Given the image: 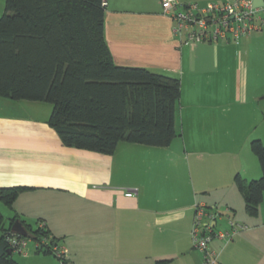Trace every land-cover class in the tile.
<instances>
[{"label":"crops","instance_id":"obj_1","mask_svg":"<svg viewBox=\"0 0 264 264\" xmlns=\"http://www.w3.org/2000/svg\"><path fill=\"white\" fill-rule=\"evenodd\" d=\"M104 1V37L114 63L177 78L175 125L178 111L190 132L244 130L234 140L239 149L218 140L209 149L193 133L189 144L176 135L166 147L122 141L110 155L66 147L47 123L51 106L0 96V189L21 188L13 217L42 224L67 264H202L191 240L199 203L213 214L205 219L213 233L230 231V221L246 226L229 239H211L219 264H264V194L250 216L235 182L236 175L247 183L261 173L238 158L250 127L237 122L242 110L231 107L256 105L264 93V5L258 7L261 30L238 43L189 45L174 36L160 0ZM216 1L222 0H178ZM221 153L231 164L193 172L199 157ZM129 190L135 192L126 196ZM24 257L22 263L62 264L52 254Z\"/></svg>","mask_w":264,"mask_h":264},{"label":"trees","instance_id":"obj_2","mask_svg":"<svg viewBox=\"0 0 264 264\" xmlns=\"http://www.w3.org/2000/svg\"><path fill=\"white\" fill-rule=\"evenodd\" d=\"M104 0H5L0 17V96L51 105L47 123L66 147L112 154L119 142L166 147L176 137L177 78L145 68L116 65L104 37ZM261 175L235 182L244 209L255 216L264 194V144L250 142ZM21 188L0 189L9 208ZM8 227L0 213V264ZM22 222L27 237H51ZM55 237L36 252L54 254ZM62 264H67L62 258Z\"/></svg>","mask_w":264,"mask_h":264},{"label":"built area","instance_id":"obj_3","mask_svg":"<svg viewBox=\"0 0 264 264\" xmlns=\"http://www.w3.org/2000/svg\"><path fill=\"white\" fill-rule=\"evenodd\" d=\"M104 5L106 2L104 1ZM162 11L172 19L173 34L181 43L194 45L200 42H232L238 43L243 37L262 28V21L258 16V7L253 0H222L208 3H180L178 0H160ZM129 190L126 196H131ZM213 214L199 203L193 205V221L191 240L196 249L202 252V264H219L216 254L209 249L208 244L214 236L230 238L238 230L246 226L230 221L231 230L224 233H213L206 218L211 219ZM38 228H44L42 224ZM27 237L20 236L12 231L6 240L12 251L27 255L24 250ZM48 244V240L44 238ZM44 240L36 243V247L44 248ZM57 258L63 257L58 246L53 247Z\"/></svg>","mask_w":264,"mask_h":264},{"label":"rangeland","instance_id":"obj_4","mask_svg":"<svg viewBox=\"0 0 264 264\" xmlns=\"http://www.w3.org/2000/svg\"><path fill=\"white\" fill-rule=\"evenodd\" d=\"M4 12H5V0H0V17L4 14ZM263 94H261L259 96V99L255 103L256 105H248L245 107H241L240 105H238V103L231 105V107L234 110H239V109L242 110L238 115L237 122H238V120H240L241 124H243L245 127H250L248 138L245 139L244 145L241 144V146H240V152L238 153V158L240 160H242L245 167L246 166L251 167L252 164L257 165L259 170H260V173H261V169H260V166H259V163H258L256 156L253 154V152L250 149V142L252 139H256V137L260 136V137H262L261 142L264 144V97L261 98V96ZM39 104L41 106H47V107L51 106L48 103H44V102H40ZM182 123L183 122L181 120V114H178V111H177L176 125H175L177 128V131H176L177 137L176 138L179 139L181 141V143L189 144L190 134L193 133L194 135H196L197 139L200 142L208 141L209 149H213V147H215L214 146L215 140L216 141L218 140V141H221L222 143H225V145L227 144L226 147H229V149L231 151H236L233 147L237 146V148H238L240 140H238L237 142H234V140L236 139V136L240 138V136L242 134H244V132H245L244 130H240L238 132L234 131V130L229 131L228 129L225 130V128L224 129L219 128V130H213V132L205 131V130H201V129L190 132L189 127L187 125H185V126L181 125ZM241 147H242V149H241ZM229 153L231 154L232 152H229ZM221 154L222 155L216 156V158H214L213 156L208 157V158L206 156L199 157L198 162H197L195 167H194V164L192 162L193 172L195 173V171L198 170V174H199V173L212 171L215 169L216 165H219L220 163L223 164L225 160H226L225 161L226 163L231 164V162L227 161V159L229 158V157H227V154H225V153H221ZM230 156H231L230 158L234 161L235 158H233L232 155H230ZM236 160H237V158H236ZM191 161H193L192 157H191ZM233 168H234V166H233ZM244 171H245V169H244ZM259 177L260 176H258V178ZM0 213L4 217V226H8L13 215H14L13 208H9L5 203L0 201ZM20 220L24 221L25 224L30 225L32 229L38 228L39 223L37 222L36 219H33V218L25 219V218L20 217ZM52 237H54V236L51 235V237L48 239L49 243H50ZM26 240H27V245L25 246L24 250L27 251V255L32 256L34 254V252H36V249H37L36 243H38L40 241H37V240H35L33 238H29V237H27ZM43 240H44V237L41 238V241H43ZM46 244H47V242L44 240V246ZM24 256L25 255H22L21 253H18L15 251H13L11 254V257L16 264H28L25 262L22 263V261L25 258ZM42 260L43 261H39V263H37V264H49V263H47V261L45 262L44 259H42ZM60 261L61 260L58 259L57 262L60 263Z\"/></svg>","mask_w":264,"mask_h":264},{"label":"water","instance_id":"obj_5","mask_svg":"<svg viewBox=\"0 0 264 264\" xmlns=\"http://www.w3.org/2000/svg\"><path fill=\"white\" fill-rule=\"evenodd\" d=\"M253 4L256 7H262L264 5L263 0H253ZM264 97V96H263ZM10 230L20 236L27 237L28 233L22 222H20L18 219H16L11 227ZM8 254H11V249L7 250Z\"/></svg>","mask_w":264,"mask_h":264}]
</instances>
